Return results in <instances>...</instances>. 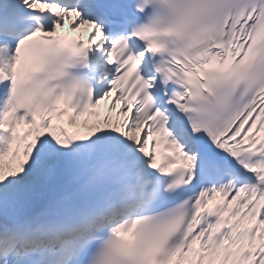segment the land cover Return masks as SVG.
<instances>
[{"label":"snow or ice","instance_id":"obj_1","mask_svg":"<svg viewBox=\"0 0 264 264\" xmlns=\"http://www.w3.org/2000/svg\"><path fill=\"white\" fill-rule=\"evenodd\" d=\"M0 264H264V0H0Z\"/></svg>","mask_w":264,"mask_h":264}]
</instances>
